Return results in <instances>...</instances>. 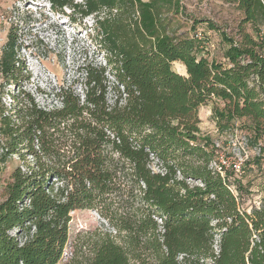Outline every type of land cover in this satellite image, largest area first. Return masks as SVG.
Returning a JSON list of instances; mask_svg holds the SVG:
<instances>
[{"label":"trees","instance_id":"16d2710c","mask_svg":"<svg viewBox=\"0 0 264 264\" xmlns=\"http://www.w3.org/2000/svg\"><path fill=\"white\" fill-rule=\"evenodd\" d=\"M231 1L242 13L237 34L205 22L226 45L219 62L174 27L186 19L184 0H46L52 12L72 11L73 22L93 17L106 53L104 65L79 69L80 93L74 84L53 91L55 107L25 91L20 48L7 42L0 165L18 164L0 203V264H59L78 210L98 212L115 235L81 256L76 247L74 264H264V197L242 208L234 172L212 167L220 150L198 115L213 102L218 133L245 132L264 161V3Z\"/></svg>","mask_w":264,"mask_h":264},{"label":"rangeland","instance_id":"374dc122","mask_svg":"<svg viewBox=\"0 0 264 264\" xmlns=\"http://www.w3.org/2000/svg\"><path fill=\"white\" fill-rule=\"evenodd\" d=\"M82 3L83 0H76ZM186 19H177L174 27L178 34L192 36L193 31H202L205 40L202 42L208 50L206 56L219 62L223 60L226 48L220 32L210 30L206 21H211L222 31L230 35L238 33L242 13L238 5L231 0H184ZM70 10L64 13L52 12L46 0H0V54L8 41L15 39L20 48L19 55L27 68L30 81L25 84L29 92L42 107H55L60 103L55 101L53 91L61 86L73 85L80 93L78 84L79 69L85 64L104 65L106 53L101 51L95 42V20L93 17L82 19L77 15L73 22ZM194 21L202 22L194 27ZM245 30L253 35L250 25ZM263 35V34H262ZM173 69L186 75L185 67L174 63ZM0 80V84H1ZM75 82H77L75 84ZM17 94L16 88L7 89ZM10 104L11 99L5 97ZM213 102L199 109L200 129L202 134L211 138L213 145L219 148L214 164L225 163V171H233L232 183H240L241 189L236 192L240 196L242 208L251 212L252 208L260 207L264 197V161L257 164L260 157L259 147L249 144L245 132L219 134L212 119ZM264 147V139L259 143ZM260 146V145H259ZM2 151L0 149V156ZM264 157V156H263ZM14 157L5 165H0V203L4 200L5 183L11 172L17 166ZM241 164V172L237 174L232 167ZM153 170L159 172L156 165ZM115 232L107 221L94 210H78L71 214L69 223V241L64 256L59 264L71 263L72 253L76 251L81 256L87 253V248L103 234ZM216 251L218 248L216 246ZM204 264H211L206 262Z\"/></svg>","mask_w":264,"mask_h":264},{"label":"built area","instance_id":"2783aa9c","mask_svg":"<svg viewBox=\"0 0 264 264\" xmlns=\"http://www.w3.org/2000/svg\"><path fill=\"white\" fill-rule=\"evenodd\" d=\"M263 3H264V0H261ZM192 38H194L195 40H197L199 43H202L204 40H205V34L204 32L202 31H196L193 35H192ZM215 170H217L219 173H221V175L224 176L225 174V163L222 164V163H219L217 164L215 162V164H213L212 166ZM232 169L237 173L239 174L241 172V164L239 165H234L232 167Z\"/></svg>","mask_w":264,"mask_h":264}]
</instances>
